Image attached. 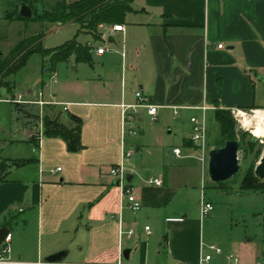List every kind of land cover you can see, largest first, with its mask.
I'll return each instance as SVG.
<instances>
[{"label":"crops","instance_id":"obj_1","mask_svg":"<svg viewBox=\"0 0 264 264\" xmlns=\"http://www.w3.org/2000/svg\"><path fill=\"white\" fill-rule=\"evenodd\" d=\"M32 1L37 6L56 3ZM132 7L125 24H120L125 31H112L116 25L99 27L100 40L79 24H69L79 25L80 33L90 38L85 45L78 43L94 47L91 66L96 59L109 65L112 54L121 58L119 76L115 79L109 72L103 78L104 89L91 92L78 87L72 95L56 91L46 95L43 89L18 92L14 80L0 86L2 158L32 161L21 168L10 165L7 181L0 183V226L17 224L20 214L26 218L25 226H35L33 233L19 226L16 235L11 233L14 264H116L121 258L128 264L187 261L183 244L192 223L187 205L178 198L185 196L181 187L190 178L191 161L200 162L196 149L188 144L191 136L182 138L174 149L184 157L178 159L172 150L178 164H168L164 156L159 167L145 162L147 149L169 147L176 129L192 133L191 112L206 107L207 115H214L217 101L219 109L232 112L264 108L250 101L264 71V0H135ZM133 31L141 40L128 46ZM104 35L109 51L99 56L95 50L105 44ZM27 64L10 75L17 78ZM55 67L43 65L50 82L53 73L58 75ZM47 83L48 78H43L42 84ZM138 91L148 104L158 107V124L141 110L140 134L123 142V105L136 104ZM45 116L59 117L65 125H71V116L81 118L84 149L71 153L61 138L45 136ZM14 148H27V157L7 156ZM127 149L134 152L129 159L124 158ZM121 164L131 172L128 182L142 202L137 213L128 208L110 174ZM150 178L162 179V186H149L144 181ZM121 230L134 235L121 236ZM59 253L65 254L55 263L41 261Z\"/></svg>","mask_w":264,"mask_h":264},{"label":"rangeland","instance_id":"obj_2","mask_svg":"<svg viewBox=\"0 0 264 264\" xmlns=\"http://www.w3.org/2000/svg\"><path fill=\"white\" fill-rule=\"evenodd\" d=\"M15 2L16 0H0V63H4L9 59L12 51L20 42L41 33L44 34L42 46L44 49L50 51L65 45L75 38L84 45L89 42L90 38L86 33H80L79 25H42L33 21L8 20V14H13L18 9V5ZM52 5H38V8L41 10L43 8L51 9ZM134 32L131 34L128 46H130V43L133 45L141 40L139 34H135ZM98 43H96V46L99 45ZM113 47L114 45L110 44V48ZM112 55V61L109 65L103 66L101 61L96 59L93 66H91L83 61L77 62L75 56L72 54L66 61L55 65L59 77L57 84H53L44 73L46 68H43L44 64L47 67L51 66L50 56L34 54L30 57V61L24 70L17 75V78L12 75H0V78H2L0 79V86L9 85L10 81L14 80L17 82L16 90L18 92L34 90L38 93L43 89L46 95L54 91L59 95H72L76 93L78 87L80 89L84 87L90 89L91 92H97L104 89L103 83L105 79L103 80V78H106L109 72L112 71L110 75L115 79L119 76L118 65L121 64V58L115 54ZM111 64L114 66L113 69H111ZM78 65H80L79 70H75L74 67ZM52 66L54 65L52 64ZM128 69L130 72H133L130 68ZM99 75L102 77L100 78ZM43 78H48L47 85L42 84ZM253 90H255V96L252 95L250 101H254L257 106L264 107V71L258 76ZM260 110L264 111V108H243L232 112V117L235 121V138L241 142L238 155L239 172L232 179L223 183L227 189H231L232 191H222L219 189L218 184L210 181V178L205 177L204 179V166L202 163L195 160L191 161L189 168L190 178L186 186L181 187V190L185 191V196H179L178 198L179 202L187 205L189 210L188 220L192 223L183 244L185 252L190 258L187 261H180L179 264H199L201 243L205 245L203 250L204 256L209 252L207 246L216 245L225 254H239L240 264H264V193H239V188L247 173L253 171L255 174V169L264 156V133L261 137H256L253 133L256 125V120L254 119L255 112ZM238 111L240 113L243 112L244 115L238 114ZM191 114L199 118L202 116L201 111H194ZM246 118L252 121L250 126L244 124ZM35 122H37V119L34 120ZM155 124L157 125L158 123L155 122ZM207 125L209 151L224 147L225 138L221 137L219 133V126L214 119L213 112L207 115ZM262 125L264 126V123ZM139 134L132 137H137ZM188 136L192 137V133L183 132L180 128L174 130L170 136V142L167 143L169 147H162L160 145H157L156 149L150 147L147 150L149 153H152V158L148 159L151 155L149 153L145 154V157H148L144 158L145 162L153 161L154 166L159 167L162 157L165 158L164 156H166L168 164H178L172 154V150L174 152V147L181 144L179 140L182 141V138ZM182 149L184 148L182 147ZM27 151V148H20L18 151L14 148L10 150L7 156L24 158L25 156L27 157ZM127 151L131 150L127 149ZM197 155L198 152L196 151ZM138 157L141 156L138 155ZM150 179L143 181L147 183ZM258 180L259 184L264 185V180ZM202 199L211 203L214 206V211L203 215ZM176 204L179 205L175 202ZM25 220L24 214H20L17 218V224L15 223L10 226L11 233L16 235L18 226L21 229L23 227L25 230H28L27 232L29 233H33L35 226L33 223L25 226ZM169 238H171V235ZM75 255H78V253H75ZM197 258L198 262L195 261ZM41 261L46 262V259L43 258ZM210 264H225V260L223 257H215Z\"/></svg>","mask_w":264,"mask_h":264},{"label":"trees","instance_id":"obj_3","mask_svg":"<svg viewBox=\"0 0 264 264\" xmlns=\"http://www.w3.org/2000/svg\"><path fill=\"white\" fill-rule=\"evenodd\" d=\"M135 0H81L72 4H68L66 0H56V3L51 6V9H38L37 3L32 0H17L16 4L21 6L25 3L33 12V17L30 19L22 18L19 15L18 9L13 14H8L7 19L10 21H33L38 24H59L69 25L77 23L81 26V30H86L94 36L96 40L101 39L99 27L125 24L128 14L132 13V4ZM45 7V6H44ZM44 34L41 33L34 37L26 38L20 42L12 51L9 59L0 63V75H10L21 70L34 54L50 56L53 65L66 61L70 55H74L76 61H83L88 64L93 63V46H84L78 43L75 38L63 46L52 51L46 50L42 46ZM221 89V86L219 85ZM217 110L214 112V119L219 126L221 137L227 141L236 140L235 121L232 117L231 110L219 109L220 103L216 102ZM255 108V107H251ZM71 125H65L60 121V118H52L45 116L43 118V129L45 136L49 138H61L67 144L68 150L71 153L80 152L84 149L82 143L83 120L76 116H71ZM189 146L198 149L194 146L191 139L188 141ZM32 161L28 160H12L3 159L0 152V183L7 181V170L10 165L15 167H24ZM259 180L253 171L247 173L240 188L239 193H264V185L258 183ZM219 189L230 192L223 183H219ZM91 203L89 207L93 206ZM3 226H10L5 223ZM3 226H0L3 227ZM10 228V227H9Z\"/></svg>","mask_w":264,"mask_h":264},{"label":"built area","instance_id":"obj_4","mask_svg":"<svg viewBox=\"0 0 264 264\" xmlns=\"http://www.w3.org/2000/svg\"><path fill=\"white\" fill-rule=\"evenodd\" d=\"M104 26L101 25L100 28H103ZM112 31L115 32H124L125 27L122 25H116L113 27ZM105 38V44L95 50L96 54L99 56L105 55L108 51V37L104 35ZM219 48H223V45H219ZM58 81V75L56 73L52 74L51 77V83L55 84ZM42 92L40 93V96H42ZM137 103L134 105H123V119H122V129H121V136L123 142L126 138L136 136L140 132V127L138 123V117L141 110H146L147 114L150 118V121L152 123H155L158 121V107L153 106L147 103V99L144 97L142 91H138L136 93ZM23 102V101H20ZM41 105L48 104L47 102L40 101L38 102ZM178 109L175 108V114L178 115L177 112ZM202 110V116L199 117H192L191 118V124H192V137L191 141L193 142L194 146L198 149V155L196 158L202 163L204 166L203 170V176L209 178V148H208V125H207V111L209 110L206 107L200 108ZM240 111H238V114ZM243 113V112H242ZM174 154L178 159L183 158V153L180 149H174ZM134 155L133 151H125L124 152V158H130ZM58 171H61V169H58ZM56 171H53V173ZM128 169L125 167L124 164L117 165L115 167H112L110 170L111 176L117 179L118 186L121 188L122 196L126 199L128 208L133 212L137 213L142 208V203L139 200V198L134 193L133 188L128 182V176H129ZM147 184L149 186H162L163 181L159 178H152L150 179ZM202 214L207 215L211 213L214 210V206L206 202L204 199H202ZM146 231L151 234V230L149 227H146ZM133 236V231H123L121 230V236ZM12 234L10 233L2 245L0 246V264H14L11 261V252H12ZM205 248V245H202V251H201V258L199 261V264H210L215 257L224 258L225 264H240V256L237 253H223L222 249H220L216 245H209L207 246L208 253L204 256L203 250ZM116 264H128L125 262L122 258L116 263Z\"/></svg>","mask_w":264,"mask_h":264},{"label":"water","instance_id":"obj_5","mask_svg":"<svg viewBox=\"0 0 264 264\" xmlns=\"http://www.w3.org/2000/svg\"><path fill=\"white\" fill-rule=\"evenodd\" d=\"M19 15L22 18L30 19L33 17L32 9L22 4L20 7ZM112 38H110V41ZM112 42V41H111ZM241 142L238 140L227 141L222 148L212 149L209 153V178L210 181L219 184L232 179L239 172V151ZM255 176L264 180V156L261 158L259 164L255 169ZM11 233L8 226L0 228V246ZM65 253H59L46 259L47 263H55ZM125 260H129V251L124 252Z\"/></svg>","mask_w":264,"mask_h":264},{"label":"bare ground","instance_id":"obj_6","mask_svg":"<svg viewBox=\"0 0 264 264\" xmlns=\"http://www.w3.org/2000/svg\"><path fill=\"white\" fill-rule=\"evenodd\" d=\"M239 114L242 116L244 115L242 112ZM254 119L256 120V122H255L256 125H255V130L253 133L256 137H261V136H263V133H264V126L262 125V123H264V111L260 110V111L255 112ZM244 124L246 126H250L252 124V121L246 118L244 120Z\"/></svg>","mask_w":264,"mask_h":264}]
</instances>
